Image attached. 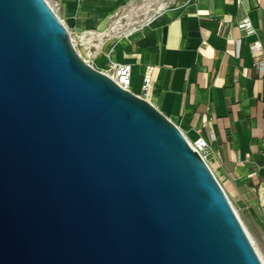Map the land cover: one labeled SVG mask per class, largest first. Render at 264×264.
I'll list each match as a JSON object with an SVG mask.
<instances>
[{
	"label": "water",
	"instance_id": "95a60500",
	"mask_svg": "<svg viewBox=\"0 0 264 264\" xmlns=\"http://www.w3.org/2000/svg\"><path fill=\"white\" fill-rule=\"evenodd\" d=\"M144 93L86 63L46 0H0V264H262Z\"/></svg>",
	"mask_w": 264,
	"mask_h": 264
},
{
	"label": "crops",
	"instance_id": "0c3cea01",
	"mask_svg": "<svg viewBox=\"0 0 264 264\" xmlns=\"http://www.w3.org/2000/svg\"><path fill=\"white\" fill-rule=\"evenodd\" d=\"M137 1L46 0L69 34L106 39L110 32L112 53L101 70L131 65L135 95L152 68L144 98L187 139L207 141L222 187L255 188L264 199V70L256 67L264 60V0H176L137 31L111 33ZM245 18L252 33L238 28Z\"/></svg>",
	"mask_w": 264,
	"mask_h": 264
},
{
	"label": "rangeland",
	"instance_id": "374dc122",
	"mask_svg": "<svg viewBox=\"0 0 264 264\" xmlns=\"http://www.w3.org/2000/svg\"><path fill=\"white\" fill-rule=\"evenodd\" d=\"M176 0H139L137 3L133 5L134 10L137 12H134L135 16L127 14L129 19L132 20H142L146 16L152 15L155 11L158 10L159 6L166 7L170 5L171 3L175 2ZM132 8V7H131ZM132 13V12H130ZM71 35V34H70ZM73 39L76 41L78 40L80 33L77 34L73 32V35H71ZM75 43L76 45H78ZM110 46L107 47L106 51L109 50V48L112 46V43H109ZM77 49V48H76ZM91 51L94 52L95 48L91 47ZM90 63H92L93 67L100 71L101 67H98L94 65L93 60L90 58H87ZM109 69V66L106 70ZM137 82V81H136ZM134 80V76L132 75L131 78V86L132 84L136 83ZM139 84H143V79L139 81ZM209 168L211 172H214V167L212 164H209ZM219 183V182H218ZM220 184V183H219ZM223 191H225V195L228 198L232 208L236 211L238 214L240 222L244 225L245 229L253 239L254 243L256 244L259 252L262 254L264 258V200L262 202L261 198H259V193L255 188L243 190H238L237 188H231L228 189V187H222ZM225 189V190H224Z\"/></svg>",
	"mask_w": 264,
	"mask_h": 264
},
{
	"label": "built area",
	"instance_id": "2783aa9c",
	"mask_svg": "<svg viewBox=\"0 0 264 264\" xmlns=\"http://www.w3.org/2000/svg\"><path fill=\"white\" fill-rule=\"evenodd\" d=\"M165 7H161L158 8L157 11H155L152 15L150 16H146L145 18H143L142 20L136 21V20H132L129 19L128 15H124L122 18H119L117 22L114 23V26L110 28L111 33H116V31H120L122 29V31H120V34H128V33H132L138 30V28L142 25V24H146L148 22H150L151 19H153L158 13H160ZM133 12H137L135 10H133ZM136 14V13H131V15ZM238 28L246 31L247 33H252L253 29L251 28L248 20L242 19L239 23H238ZM68 32V31H67ZM89 33V32H88ZM87 34V36H85L84 38H88L89 34ZM71 43L74 46V48H77V45L75 43H77V41L79 43L82 42L81 37L79 36L78 40L76 41L75 39H73V37L68 33ZM251 51L252 53L257 57L260 52L261 49V45L256 42L253 45H251ZM77 51V49H76ZM78 52V51H77ZM89 65H92V63H90L89 61L87 62ZM256 67L259 70H264V60H258L256 59ZM100 72H102L103 74L107 75L109 78H111L117 85H119L121 88L130 91V80H131V65L129 64H118V63H112L110 62L109 65V69L108 70H100ZM152 73V68L148 67L145 71V75H144V79H143V84L141 86V89L144 90L145 92L147 91L149 82H150V74ZM145 82H147V84H145ZM139 96V95H138ZM185 137V136H184ZM186 138V137H185ZM187 143L189 145V147L196 153H198L200 155V157L204 160V162L208 165V160L205 158L207 153H208V143L205 139L203 138H197L195 140H190L187 139ZM262 202H263V198H261Z\"/></svg>",
	"mask_w": 264,
	"mask_h": 264
},
{
	"label": "bare ground",
	"instance_id": "6f19581e",
	"mask_svg": "<svg viewBox=\"0 0 264 264\" xmlns=\"http://www.w3.org/2000/svg\"><path fill=\"white\" fill-rule=\"evenodd\" d=\"M48 5L50 6L49 3H48ZM50 7L54 11V8L52 6H50ZM161 7L162 6H159L158 8H161ZM63 25L65 27L64 23H63ZM88 34H89V37L86 39L84 37L87 36V34L83 33L80 35L82 42L78 43V45H77L78 54L86 63L88 62L87 58H90L93 60L94 65L103 68L106 64L107 59L109 58L110 53H112V47H110L109 50L106 51L107 47L110 46L109 45V42L111 40L110 32L107 33L108 38H106V39L103 38L105 33L90 31ZM96 40L98 41L97 43H95ZM91 47L95 48L94 52L91 51ZM210 156H211L210 153H208L205 158L207 160H209ZM224 193H225V191H224ZM233 210H234V208H233ZM234 212L238 217V214L236 213L235 210H234ZM238 219H239V217H238ZM242 226H243L248 238L250 239L254 249L256 250L262 264H264V258L262 256V254L259 252L256 244L254 243L253 239L251 238V236L249 235V233L247 232V230L245 229L243 224H242Z\"/></svg>",
	"mask_w": 264,
	"mask_h": 264
}]
</instances>
